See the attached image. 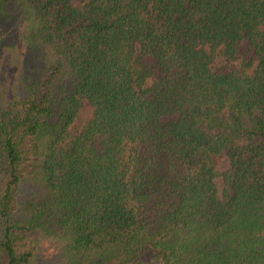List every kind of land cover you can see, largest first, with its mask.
Returning <instances> with one entry per match:
<instances>
[{"label":"trees","instance_id":"1","mask_svg":"<svg viewBox=\"0 0 264 264\" xmlns=\"http://www.w3.org/2000/svg\"><path fill=\"white\" fill-rule=\"evenodd\" d=\"M37 238L56 264H264V0H0V264Z\"/></svg>","mask_w":264,"mask_h":264},{"label":"rangeland","instance_id":"2","mask_svg":"<svg viewBox=\"0 0 264 264\" xmlns=\"http://www.w3.org/2000/svg\"><path fill=\"white\" fill-rule=\"evenodd\" d=\"M84 2H85V0H73V4L75 6H78V7L81 6ZM18 23H19L18 21H14L12 23V26H14V28L17 30V32H14L13 37H12L11 40L14 42L12 50H14L15 55L16 56H21V55H23L24 48H23L21 40L19 39V35L18 34L23 29V24L20 23V25H19ZM240 53H244L245 58L248 59V61L250 59H253L252 52L248 51L246 45H244V44H242L240 46ZM18 60H20V59H18ZM146 63L148 65H150V66L155 65L154 60L152 58H148L146 60ZM218 63H223L221 57H217L216 58V64H218ZM15 70H16L15 68L11 67V68L7 69V72L9 74L13 75ZM5 72L3 71L2 72V76H1V80H2V82L4 84L3 86L4 87L5 86L6 87L9 86V87H11L13 89L17 88V86L16 87H12L13 82L9 83V80H7L11 76L8 77ZM156 73L158 74L157 70H156ZM148 81H149L148 84L150 85L151 84L150 83L151 80H148ZM14 83L16 84L15 81H14ZM91 116H92V109L90 108L89 105L83 104L81 106V108L79 109L78 113H77V117L75 118L73 124L70 127V131H72V133H75L77 130H79L83 125H85L89 121ZM228 167H229L228 159L224 155L218 161L217 170H218V172H224V171H226L228 169ZM215 183L217 185L219 194H221V190H222V187H223V180L221 178H217L215 180ZM36 252H37L36 255L38 257L36 264H56V260L54 259V256L51 255V254H54L53 248H51V246L47 242L37 238V240H36Z\"/></svg>","mask_w":264,"mask_h":264}]
</instances>
